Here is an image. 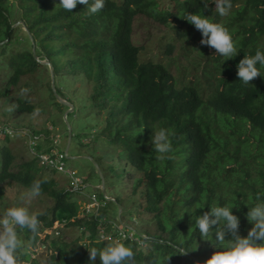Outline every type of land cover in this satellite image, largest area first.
Returning a JSON list of instances; mask_svg holds the SVG:
<instances>
[{"label": "trees", "instance_id": "16d2710c", "mask_svg": "<svg viewBox=\"0 0 264 264\" xmlns=\"http://www.w3.org/2000/svg\"><path fill=\"white\" fill-rule=\"evenodd\" d=\"M172 1V9H161L157 0L121 4L105 0L101 11L89 15L83 4L68 12L57 6L59 0H0V102L35 114L33 102L45 86L53 102L62 105L50 75L48 84L35 82L50 73L36 59L35 49L40 60L53 65L57 91L67 101L71 102L57 76L83 80L87 100L103 119L101 137L120 148L122 160L131 167L132 193L141 195L144 212L157 225L156 234L139 230L138 234L130 225L128 234L133 237L120 239L134 252L132 264H197L195 259L205 264L219 250L214 247L215 230L204 240L199 231L191 230V215L183 213L199 206L203 209L196 215H202L213 203L231 204L241 219L240 234L247 236L252 225L245 216L246 205H254L257 194L264 199V76L249 84L237 76L245 55L264 51V0H231L232 9L225 17L214 12L215 4L205 8L206 0ZM197 13L212 16L229 30L237 56L224 63L222 57L210 54L213 49L200 44L201 33L185 19ZM139 17L172 25L175 38L184 43V56L191 62L200 57L203 73L180 84L165 65L143 62L144 49L134 42ZM173 51L170 43L167 54ZM260 71L264 74V68ZM44 128L32 131L45 134L52 145V131ZM159 128L170 132L171 158L158 160L150 144L152 129ZM0 142V202L5 201L8 186L29 191L36 180L42 183L41 195L54 202L37 214V233L17 229L18 237L23 236L17 264H92L89 249H102L108 242L99 235L110 230L105 209L98 219L79 218L80 203L56 178L63 173L43 167L36 157L19 164L12 139ZM45 171L52 175L46 178ZM115 223L121 226L120 221ZM68 229H79L80 237L67 240ZM179 248L187 253L181 255ZM41 249L46 251L40 253ZM95 264H101L99 256Z\"/></svg>", "mask_w": 264, "mask_h": 264}, {"label": "rangeland", "instance_id": "374dc122", "mask_svg": "<svg viewBox=\"0 0 264 264\" xmlns=\"http://www.w3.org/2000/svg\"><path fill=\"white\" fill-rule=\"evenodd\" d=\"M114 1L121 4L123 0ZM157 2L160 4L161 9H172L174 7V2L172 0H157ZM23 30L26 31V29ZM24 31L22 33L23 35ZM134 42L135 45L144 49L141 56L143 62L153 61L165 65L171 70L180 84H186L189 80L194 81L196 80L194 76L199 77L203 73V67H205V65L203 61L200 63V57L197 56L196 59L191 62V59L184 56V43L177 41L172 30V25H162L148 17H139L135 23ZM170 43L174 45V51L171 55L167 54L168 45ZM17 49L16 47V50ZM210 54L216 55L215 50H211ZM195 56L196 55L193 54L191 58ZM49 70V74L47 72L43 73L41 77L39 76L36 78L35 82L41 79L45 84H48L50 77L52 81V74L55 73V71L50 67ZM1 76L2 74L0 78ZM78 80V78L67 79L63 76H57L58 85L76 108V110L68 116L71 129L66 120V114L69 111L68 107L57 105L53 102L50 97L49 88L45 86H43L37 101L35 100L33 102L36 106L35 114L20 112L15 104L1 101L0 125L6 124L14 128H29L33 131L43 130L41 128L44 127H49L50 129L53 127V133L61 135L62 147L66 151L69 146L72 130L71 146L68 152L69 158L66 161L67 167L77 171L78 177H81L88 185L86 194L102 195V197L106 199L105 202H102L106 204V208L104 209L108 214L107 219L109 222L122 220L126 225L135 227V231L138 234H140V232L144 234H156L157 225L155 221L144 212L145 202L143 198L139 194L133 195L132 193L133 188L130 184L131 167L128 165L127 161L122 160L120 148L113 146L109 141L101 137L103 119L95 114L87 100L84 92L85 84L83 80ZM50 133L52 134V132ZM0 144H2V142H0ZM47 144L51 146L50 142ZM10 146L14 153L17 154V163L19 164L35 157L32 155L25 137L12 140ZM90 158L98 163L103 173L105 195L102 191V177L94 161ZM123 173L125 174L124 176ZM51 175L52 173L50 171L44 172L46 178H49ZM56 178L69 189L68 177L63 174H58ZM28 192V190L18 185L13 184L8 186L5 201L0 202V215H2L7 208L13 206L27 207L30 212L36 214L40 212L44 213L47 209L54 206V202L49 197L40 195L39 197L28 198ZM72 195L74 201H78L81 205V210H83L86 203L89 202L88 197H84L78 193ZM106 196L116 201H108ZM119 205L123 207L122 214H120ZM64 235L67 240L72 241V239L80 237L81 231L79 229H68L64 231ZM19 237L23 238L22 235ZM28 245L26 244V246ZM40 251V253H43L46 250L41 249Z\"/></svg>", "mask_w": 264, "mask_h": 264}, {"label": "clouds", "instance_id": "9594fccd", "mask_svg": "<svg viewBox=\"0 0 264 264\" xmlns=\"http://www.w3.org/2000/svg\"><path fill=\"white\" fill-rule=\"evenodd\" d=\"M78 4L86 5L85 12L94 15L105 7V0H59L57 6L71 12ZM209 4H215L214 12L221 17L228 16L232 9L231 0H206L205 8ZM185 19L201 33L200 44L214 49L217 56L223 58L224 63L238 55L229 30L223 24L214 22L212 16L208 17L197 13L188 14ZM258 64L260 68H264V51L258 49L254 55H245L237 65V76L240 82L249 84L255 78L264 76L260 68L257 67ZM152 130L150 144L154 152L157 153V159H164L166 156L171 158L168 155L172 152L169 130L166 128ZM143 131L144 129H141L140 134ZM41 194V181H33L28 198L39 197ZM108 201L114 202V199H108ZM256 201L252 206L246 205L248 211L245 216L248 223L252 225L247 236L240 234L241 219L234 214L233 210L237 207H233L231 204L213 203L208 207L209 210L204 211L202 215H196L197 209H203L199 206L183 213V217L186 213L191 215L193 222L191 230L199 231L204 240L212 237L213 230H215L214 247L219 250L215 251L205 264H264V199L260 194H257ZM121 224L124 226L123 223ZM39 226L40 221L37 214L30 212L27 207L7 208L0 215V264H17V253L21 247L17 229H27L32 233H37ZM126 228L133 229L130 226ZM226 237H230V239H226ZM101 239L108 241L102 249L95 247L89 249L92 264H95L97 256H99L101 264H132L134 252L129 246H126L120 239H114L111 236L101 237ZM179 252L181 255L187 253L183 248H179Z\"/></svg>", "mask_w": 264, "mask_h": 264}, {"label": "built area", "instance_id": "2783aa9c", "mask_svg": "<svg viewBox=\"0 0 264 264\" xmlns=\"http://www.w3.org/2000/svg\"><path fill=\"white\" fill-rule=\"evenodd\" d=\"M50 130L52 131V134L49 138L53 141V144L50 147L46 142L48 137L45 134L37 135L30 129L14 128L6 124L0 125V141L5 138L15 139L17 137H25L28 141V146L32 155L39 159L43 167L48 169L51 168L57 170L60 173L66 174L69 179V191H71L73 194L78 193L82 196L88 197L89 202L86 203L79 218L92 217L94 219H98L106 207V204H104L99 199L97 194H86L88 185L81 177H78L77 171L71 170L67 167L66 160L68 159V153H66V151H64L62 148L61 135L53 133V127H51ZM102 222H105V220H102ZM61 227L64 228L65 224H62ZM57 228L54 230H57ZM125 228L126 227L122 224L120 226L115 222H110V230L108 232H106V230H102L99 235L100 238H106L108 236L113 238L116 237L117 239H126L128 237L132 238L133 235L128 234L129 229ZM56 235H60V232L57 231ZM102 241L107 240L103 239Z\"/></svg>", "mask_w": 264, "mask_h": 264}, {"label": "water", "instance_id": "95a60500", "mask_svg": "<svg viewBox=\"0 0 264 264\" xmlns=\"http://www.w3.org/2000/svg\"><path fill=\"white\" fill-rule=\"evenodd\" d=\"M20 24H23V23H19L18 25H20ZM25 29H26V31H28L27 28H25ZM34 51H35L36 59H37L40 63H42L43 65H47V66H49L52 70H54V68H53V66H52V64H51L50 62L40 60L39 57L36 55V49H35ZM52 88H53V91H54V93H55V95H56L58 101H59L62 105L67 106V107L69 108V111H68V113L66 114V120H67V122H68V124H69V127H70V129H71V125H70V123H69V121H68V116H69L70 113H72V112L75 111V107H74V105H73L71 102L67 101L65 98H63L62 96H60V94L58 93V91H57V85H56V76H55V73L52 74ZM71 140H72V130H71L70 139H69V146H68V149H67L66 153L69 152V148H70V146H71ZM90 159H91V158H90ZM91 160L94 161V163H95V165L97 166V169H98V171H99V173H100V175H101V177H102V183H103V184H102V191H103V194L105 195V181H104L103 173H102V171H101V169H100L98 163H97L95 160H93V159H91ZM108 199H109V198H108ZM109 200H112V199H109ZM114 202H115V201H114ZM119 207H120V214H122V213H123V207H122L121 205H119ZM121 223H123L124 226L129 227V226L126 225L122 220H121ZM195 261L197 262V264H200L199 261H198L197 259H195Z\"/></svg>", "mask_w": 264, "mask_h": 264}]
</instances>
